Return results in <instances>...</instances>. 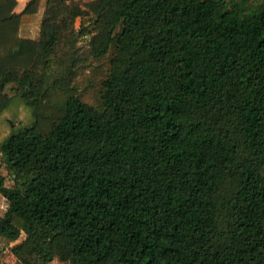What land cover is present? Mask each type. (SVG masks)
I'll return each mask as SVG.
<instances>
[{
    "label": "trees",
    "instance_id": "1",
    "mask_svg": "<svg viewBox=\"0 0 264 264\" xmlns=\"http://www.w3.org/2000/svg\"><path fill=\"white\" fill-rule=\"evenodd\" d=\"M16 4L0 264H264V0Z\"/></svg>",
    "mask_w": 264,
    "mask_h": 264
},
{
    "label": "rangeland",
    "instance_id": "2",
    "mask_svg": "<svg viewBox=\"0 0 264 264\" xmlns=\"http://www.w3.org/2000/svg\"><path fill=\"white\" fill-rule=\"evenodd\" d=\"M27 1L28 0L25 1L22 0V2H27ZM19 8L20 6H17V10ZM37 21L38 20L35 19H31L28 21L27 24L28 26H30V29L31 28L35 29L38 23ZM31 36L33 37V33H31ZM18 102L19 100L16 99V103L15 104L12 103L10 108L7 109L8 111L5 110L0 115V141L5 140L15 130V128H17V125L20 123V120H22V117L20 115V112H22V110ZM23 119L25 118L23 117ZM30 122H31L30 119L26 118L23 125H27ZM2 173L5 174L6 182L8 183V185H10L12 183V180L3 168H2ZM6 206H7V201L3 197H0V216L5 212ZM4 242L5 241H3L0 237V246H4L6 248Z\"/></svg>",
    "mask_w": 264,
    "mask_h": 264
},
{
    "label": "crops",
    "instance_id": "3",
    "mask_svg": "<svg viewBox=\"0 0 264 264\" xmlns=\"http://www.w3.org/2000/svg\"><path fill=\"white\" fill-rule=\"evenodd\" d=\"M17 1V4H16V6H15V8H14V10H13V12L14 13H18V12H20L22 9H23V7H24V5H25V3L26 2H22V0H16ZM25 1V0H24ZM20 4V5H19ZM17 6H20V8L17 10ZM3 241H5L8 245H11L13 242H8L7 240H5V239H3Z\"/></svg>",
    "mask_w": 264,
    "mask_h": 264
}]
</instances>
